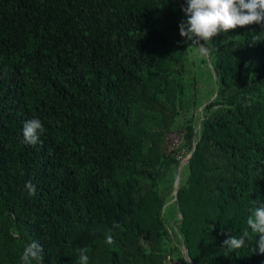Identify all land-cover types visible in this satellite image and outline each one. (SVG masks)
Masks as SVG:
<instances>
[{
	"label": "trees",
	"instance_id": "trees-1",
	"mask_svg": "<svg viewBox=\"0 0 264 264\" xmlns=\"http://www.w3.org/2000/svg\"><path fill=\"white\" fill-rule=\"evenodd\" d=\"M184 6L0 0V264L33 240L43 264L85 247L89 264H264L250 229L223 248L264 204V25L202 55L180 36Z\"/></svg>",
	"mask_w": 264,
	"mask_h": 264
},
{
	"label": "clouds",
	"instance_id": "clouds-1",
	"mask_svg": "<svg viewBox=\"0 0 264 264\" xmlns=\"http://www.w3.org/2000/svg\"><path fill=\"white\" fill-rule=\"evenodd\" d=\"M187 19L179 24L180 36L185 42L197 48L200 54L206 55V47L213 38L236 29L238 26L264 25V0H185L181 8ZM43 124L39 118L27 120L23 124L22 136L26 145L35 146L40 141ZM30 196L35 195L36 186L31 180L25 185ZM247 228L237 237L228 235L223 241V248L231 252L246 246L250 233L255 234L254 252L264 254V204L251 210ZM258 237V239H256ZM106 243L113 244V236L106 235ZM79 264H89L88 249L79 248ZM44 248L39 241L27 244L21 255V264H43Z\"/></svg>",
	"mask_w": 264,
	"mask_h": 264
},
{
	"label": "rangeland",
	"instance_id": "rangeland-1",
	"mask_svg": "<svg viewBox=\"0 0 264 264\" xmlns=\"http://www.w3.org/2000/svg\"><path fill=\"white\" fill-rule=\"evenodd\" d=\"M166 139H167V148L168 149L174 148L180 141L179 134L177 132L168 133ZM179 154L183 155L182 160H184L186 154H188V153H187L186 149H183L182 151L179 152ZM172 264H181V263L178 261H174V263H172Z\"/></svg>",
	"mask_w": 264,
	"mask_h": 264
},
{
	"label": "water",
	"instance_id": "water-1",
	"mask_svg": "<svg viewBox=\"0 0 264 264\" xmlns=\"http://www.w3.org/2000/svg\"><path fill=\"white\" fill-rule=\"evenodd\" d=\"M192 150H193V148H192V149L190 150V152L188 153V156L185 157V159H184L183 161H181V163L184 162V161H187V160H188L189 156H190L191 153H192ZM181 163L179 164V167H180ZM179 167H178V171H179V169H180ZM178 173H179V172H178ZM177 182H178V179L175 180V184H174V195H176ZM183 251L185 252L186 250H183ZM185 256H187V255L185 254ZM187 257H188V256H187Z\"/></svg>",
	"mask_w": 264,
	"mask_h": 264
}]
</instances>
